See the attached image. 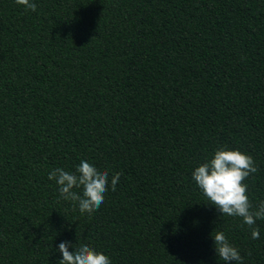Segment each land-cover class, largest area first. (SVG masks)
I'll return each instance as SVG.
<instances>
[{
	"label": "trees",
	"instance_id": "obj_1",
	"mask_svg": "<svg viewBox=\"0 0 264 264\" xmlns=\"http://www.w3.org/2000/svg\"><path fill=\"white\" fill-rule=\"evenodd\" d=\"M33 2L0 0V264H58L63 241L112 264H224L218 231L264 264V219L252 239L192 179L239 150L264 200V0ZM81 160L109 173L91 215L48 179Z\"/></svg>",
	"mask_w": 264,
	"mask_h": 264
},
{
	"label": "clouds",
	"instance_id": "obj_2",
	"mask_svg": "<svg viewBox=\"0 0 264 264\" xmlns=\"http://www.w3.org/2000/svg\"><path fill=\"white\" fill-rule=\"evenodd\" d=\"M15 3L23 6L26 11L35 12L37 9L33 0H15ZM258 171L251 155L220 147L210 160H206L192 172V179L208 204L213 205L222 216L241 218L243 224L251 229L252 239H258L260 235L255 225L257 220L264 219V200L254 206L247 195L248 184L244 181ZM120 175L121 173H115L111 177L112 191L116 190ZM48 179L55 181L60 199L74 202L81 214L88 215L100 208L109 186L108 171H100L85 160H81L75 172L63 168L53 169ZM211 237L219 260L224 264H243L240 252L223 232L218 231ZM69 248L74 251H69ZM57 251L62 255L58 264H112L107 255L88 244L77 246L63 241L59 243Z\"/></svg>",
	"mask_w": 264,
	"mask_h": 264
}]
</instances>
